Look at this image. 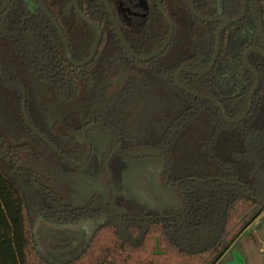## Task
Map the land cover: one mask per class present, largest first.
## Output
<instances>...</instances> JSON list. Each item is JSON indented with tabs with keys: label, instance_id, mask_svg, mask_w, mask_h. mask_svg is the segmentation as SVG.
<instances>
[{
	"label": "trees",
	"instance_id": "trees-1",
	"mask_svg": "<svg viewBox=\"0 0 264 264\" xmlns=\"http://www.w3.org/2000/svg\"><path fill=\"white\" fill-rule=\"evenodd\" d=\"M78 0L84 15L99 24L102 38L94 58L75 64L62 34L40 0H8L0 12V171L21 193L25 214L24 261L36 264H219L264 211V53L249 52L260 81L250 110L226 120L215 100L196 95L176 81L178 69L206 70L214 60L222 20L197 15L191 0ZM75 0H45L63 28L72 55L87 60L98 28L82 16ZM5 0H0V9ZM209 18L227 16L220 49L207 73L182 70L188 88L221 101L230 118L249 106L256 73L245 53L262 46L264 0H194ZM25 110L29 116L28 122ZM89 125L111 137L102 167L114 149L125 154L151 148L163 156L161 179L173 186L181 206L169 212L120 213L95 193L77 205L67 201L51 177L26 164L48 150L75 166L92 158L78 135ZM37 131H36V130ZM90 131V130H89ZM87 132V135L89 133ZM89 137V135H88ZM88 220L98 222L80 251L67 258L45 254L38 227L60 231ZM74 241L57 244L70 249Z\"/></svg>",
	"mask_w": 264,
	"mask_h": 264
},
{
	"label": "rangeland",
	"instance_id": "rangeland-1",
	"mask_svg": "<svg viewBox=\"0 0 264 264\" xmlns=\"http://www.w3.org/2000/svg\"><path fill=\"white\" fill-rule=\"evenodd\" d=\"M92 148L91 161L75 167L48 150L41 160L26 155V164L39 168L51 177V183L69 202L87 203L95 194L112 200L120 213L169 212L181 206L177 190L161 179L163 156L157 154H125L116 147L102 167L103 153L111 137L97 129L88 133ZM20 190L0 171V264H36L24 261V220ZM98 222L88 220L67 225L60 231L48 225L38 227V241L42 251L52 258H62L81 250ZM82 233V237L78 236ZM74 241L70 249L61 250L57 244ZM247 264H264V211L234 243L219 264H232L238 257Z\"/></svg>",
	"mask_w": 264,
	"mask_h": 264
},
{
	"label": "water",
	"instance_id": "water-1",
	"mask_svg": "<svg viewBox=\"0 0 264 264\" xmlns=\"http://www.w3.org/2000/svg\"><path fill=\"white\" fill-rule=\"evenodd\" d=\"M104 1H105L106 5H107V8L109 9V11H110V13H111L113 19H114V21H115V24H116V27H117V30H118V33H119L120 37H121L122 40L124 41L125 45L130 49V51H131L135 56H137L139 59L147 60V59H150V58L156 56L157 54L161 53L163 50L166 49L168 43L170 42V40H171V38H172V36H173L174 29H175V25H174V23H173L172 20H170L171 25H172V27H171V31H170V34H169L168 38L166 39L164 45H163L158 51H156L154 54H152V55H150V56H146V57H144V56H140V55H138V54L132 49V47L129 45V43L127 42L126 38L124 37V34H123V32H122V29H121V26H120L119 20H118L116 14H115V12H114V10H113V8H112L110 2H109L108 0H104ZM141 2H142L144 5H146L147 7L149 6V5H148V2H147L146 0H141ZM158 2H159V6L161 7L162 11L167 15L166 9L164 8V6H163V4H162V1H161V0H158ZM7 5H8V0H5L4 6L0 9V12L3 11V10L7 7ZM40 5H41L42 8H43V9H44V10H45V11L51 16V18L53 19V21L55 22V24H56L57 27L59 28V30H60V32H61V34H62V37H63V39H64V42H65V45H66L67 54H68V57L70 58V60H71L73 63H75V64H81V65L90 62V61L94 58V56H95V54H96V51H97V49H98L99 43H100L101 38H102L103 30H102L101 26H100L99 24H97L96 22H94L93 20H91L90 18H88L87 16H85L84 13H83V11H82L81 8L79 7L78 0H75L74 5H75V7L77 8V11H78L82 16H84L85 18H87L88 20H90V21H91V22H92V23L98 28V30H99V37H98V40H97V42H96V44H95V47H94V49H93V51H92L90 57H89L87 60H85V61L78 62V61H76V60L74 59V57H73V55H72L71 48H70V43H69V40H68V38H67V36H66V34H65L64 30H63V28L61 27V25L59 24V22L56 20V18H55V17L50 13V11L48 10V8H47V6H46V4H45V0H40ZM191 5H192V9H193V11H194L197 15H199L200 17H202V18H204V19H208V20H222L223 23L220 25V27H219L218 30H217V47H216V53H215L214 60H213L212 64L210 65V67H209L208 69H206V70H193V69L186 68V67L180 68V69H178L177 72H176V81H177V83H178L180 86H182V87L185 88L186 90H188V91H190V92H192V93H194V94H196V95H199V96H201V97H204V98H208V99H211V100H215V101H217V102L219 103V105L221 106L222 110H223V113H224V115H225V117H226V120H227V121H230V122H237V121L241 120L243 117H245L246 114L248 113V111L250 110L251 105H252V102H253V97H254V94H255L256 88H257V86H258V84H259V81H260V75H259L257 69H256V68L250 63V60H249V52H250V50H252V49H257V50L261 51L262 53H264V38H263L262 46H252V47H250V48L246 51V53H245L246 63H247V64H248V65L254 70V72L256 73V76H257L256 83H255V85H254V87H253V89H252V92H251V96H250V101H249L248 109H247L246 112L243 113L240 117H238V118H230V117L227 115V111H226V107H225V105H224L221 101H219V100H218L217 98H215V97H212V96H206V95H204V94H200V93H198V92H196V91H194V90H192V89L186 87V86L181 82V80H180L179 74H180V72H181L182 70H190V71H193V72H196V73H202V74H205V73L209 72V71L214 67V65H215V63H216V60H217V58H218L219 49H220V35H221V30L224 29V28H226V27L230 24V22H231L230 18L227 17V16H224V15H223V16H219V17H216V18H209V17H205V16L201 15V14L198 12V10L196 9V6H195V3H194V0H191ZM167 16H168V15H167ZM263 37H264V36H263ZM25 114H26V118H27L28 122L31 123V122H30V119H29V116H28V114H27V112H26V110H25ZM93 128H94L93 125H89V126H87V127L82 131V133H81L80 135H78V138H79L82 142H84V143H88V142H89V137H88V135H87V132H88L89 130L93 129ZM35 130H36V129H35ZM36 131H37V130H36ZM157 153H158L157 150H154V149H151V148H144V149H139V150H136V151H135V154H136V155H142V154H157ZM78 236H79L80 239H81V237H82L83 235H82V233H79ZM67 257H68V256H66V258H67ZM232 264H247V261H246L245 257H243L242 255H240L236 261H232Z\"/></svg>",
	"mask_w": 264,
	"mask_h": 264
}]
</instances>
